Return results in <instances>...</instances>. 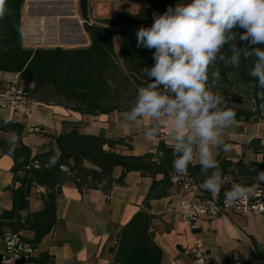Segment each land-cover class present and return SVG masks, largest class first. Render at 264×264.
<instances>
[{
  "label": "trees",
  "instance_id": "trees-1",
  "mask_svg": "<svg viewBox=\"0 0 264 264\" xmlns=\"http://www.w3.org/2000/svg\"><path fill=\"white\" fill-rule=\"evenodd\" d=\"M179 0H146L136 13H118L111 18H100L89 22V0H77L78 14L83 21V30L89 38V44L74 48L37 47L26 48L22 44L21 28L22 8L25 0H6L8 13L0 19V73L17 74L26 86L32 98L44 91L43 103L61 105L80 114L101 115L112 112L123 113L134 101L137 89L144 86L146 77L144 67L154 65L152 51L137 48L135 33L141 26L150 27L153 13L162 14L169 5L175 6ZM188 2V0H184ZM10 13V14H9ZM116 30L118 52L121 62L116 60L113 31ZM242 33L243 29H236ZM237 46L247 42L237 39ZM224 52L228 51L226 45ZM254 58L241 61L238 69L224 67L217 63L223 89L232 93L231 100H225L227 107L235 113L234 122L264 123V88L249 77ZM209 69V84L212 82ZM109 81L115 86H110ZM1 84V81H0ZM214 92V88L212 89ZM0 119V133H9L17 137V143H9L0 136V154L12 158V182L6 190L10 192L12 205L0 213V235L5 231H31L29 241L37 245L57 224L56 202L65 183H73L83 193L88 190H100L109 195L115 185H121L129 172H139L151 178L148 192L143 200L142 209L116 232V245L111 249L115 261L121 264H162L163 251L154 241L150 213L152 200L167 197L178 188L172 183L176 172L172 168V150L160 142L155 151L142 155L117 152L115 147L124 145L130 151L131 145L124 138L110 139L103 135L83 134L73 125L71 129L57 136L54 148L33 153L31 148L21 141L24 125L20 122ZM245 148L260 155V160L242 158L218 159L223 170L224 184L218 192V198H224V192L232 184L251 186L255 183L254 174L264 171V143L260 138H252ZM59 151L61 153L55 165L49 160ZM85 163L90 166H86ZM37 165V166H36ZM115 168L121 173L114 177ZM186 173L196 179L200 192L210 197L201 185L204 176L197 162H193ZM160 175L161 178L156 177ZM38 188L42 207L25 213L29 198ZM51 257L43 254L35 259V264H49ZM244 264L248 262L243 261Z\"/></svg>",
  "mask_w": 264,
  "mask_h": 264
},
{
  "label": "crops",
  "instance_id": "crops-1",
  "mask_svg": "<svg viewBox=\"0 0 264 264\" xmlns=\"http://www.w3.org/2000/svg\"><path fill=\"white\" fill-rule=\"evenodd\" d=\"M29 2L35 3L36 0ZM105 3L90 8L89 20L97 22L100 16H111L109 4ZM74 6L71 15L61 19L73 23L77 32L81 30L84 35L77 0ZM61 25L57 16H23V46L33 48L40 36L46 44L43 47H78L74 45L75 33H64ZM85 37L82 40L88 45L89 39ZM122 114H80L57 104H39L32 107L31 116L26 118L20 112L0 109V119L7 118L24 125L21 141L33 153L54 148V140L49 136L68 131L73 125L83 134H100L110 139L124 138L132 147L129 151L126 146L118 145L115 147L117 152L142 155L155 151L160 142L170 145L167 128H162L159 136L149 139L145 137L144 130L150 126L151 121L142 119L132 123L125 120ZM0 136L9 143H17V137L13 134L0 133ZM255 137L264 143V123L233 122L223 130V139L231 145V150L227 153L215 150L217 160L220 157L260 160V155L245 148V144ZM12 165L11 157L0 154V213L12 205L10 192L6 190L12 182ZM85 165L90 166L87 163ZM120 173L121 169L115 168L113 175L118 177ZM150 181L151 178L139 172H129L123 183L115 185L109 195L100 190L80 193L73 183H65L56 202L57 224L35 246L36 258L48 254L51 257L49 264H121L115 261L111 250L116 245V232L142 209ZM43 192V188H38L29 198L25 213L42 207L39 194ZM182 198L173 189L167 197L150 202V213L154 216L151 230L154 241L163 251L162 264H195L189 250L197 241L208 250L212 264H244L243 261L248 264H264V214L229 212L214 218L198 219L194 227H190L178 216ZM21 233L28 240L33 236L31 231Z\"/></svg>",
  "mask_w": 264,
  "mask_h": 264
},
{
  "label": "clouds",
  "instance_id": "clouds-1",
  "mask_svg": "<svg viewBox=\"0 0 264 264\" xmlns=\"http://www.w3.org/2000/svg\"><path fill=\"white\" fill-rule=\"evenodd\" d=\"M5 4L6 0H0V19L8 13ZM236 29L244 31L238 33ZM19 30L23 34V26ZM135 37L137 48L154 50L155 63L142 68L144 86L137 89L123 118L132 123L151 121L144 130L149 139L167 128L173 170L183 174L195 160L204 176L201 187L210 193L219 192L224 174L215 150H231L223 130L234 122L236 113L212 90L220 79L216 65L238 69L242 59L252 57L248 75L264 88V0H179L162 14L153 13L152 25L139 27ZM237 39L247 43L238 47ZM226 45L228 51L224 52ZM210 68L215 69L211 84ZM109 84L115 87L111 81ZM60 155L57 151L49 165H55ZM250 171L255 173V183L232 184L224 192L226 204L250 198L264 183V171Z\"/></svg>",
  "mask_w": 264,
  "mask_h": 264
},
{
  "label": "built area",
  "instance_id": "built-area-1",
  "mask_svg": "<svg viewBox=\"0 0 264 264\" xmlns=\"http://www.w3.org/2000/svg\"><path fill=\"white\" fill-rule=\"evenodd\" d=\"M0 81V109L20 112L29 118L32 107L39 105V102L32 98L26 90V85L19 80L17 74L0 73ZM171 180L178 188V193L183 196L178 216L190 227H194L198 219L214 218L229 212L264 214V183L255 188L250 198L246 197L235 204H226L225 197L218 198V192L205 197L200 192V185L196 179L186 172L173 174ZM0 239V264H35V245L21 232L5 230ZM189 251L195 264H212L208 250L200 241H197Z\"/></svg>",
  "mask_w": 264,
  "mask_h": 264
},
{
  "label": "rangeland",
  "instance_id": "rangeland-1",
  "mask_svg": "<svg viewBox=\"0 0 264 264\" xmlns=\"http://www.w3.org/2000/svg\"><path fill=\"white\" fill-rule=\"evenodd\" d=\"M30 0H25L24 6L22 8V17H27L28 15H44L47 17H55L57 16L58 19L60 18L61 27L65 32H74L75 33V39H74V45L76 46H85L87 45L82 38H88L86 34L83 35L82 31L77 32V27L73 24L68 22L67 20L61 19L64 16L71 15V13L74 11V2L75 0H69L63 2L58 0H36L35 3H30ZM90 2V8H94L96 4H106L105 2H108V7H110V13L111 16H100L101 18H111L116 15V13H129L134 14L136 13L141 7H143L146 3V0H89ZM78 7V6H77ZM21 17V21H22ZM90 23H92L91 20H89ZM81 24H83V21L81 20ZM113 31V41H114V49H115V57L116 60L121 62V56L118 52V39L116 35V30L112 29ZM89 39V38H88ZM40 36L37 37V40L35 44H33V48L40 47V46H46V44L43 41ZM26 86L32 87V84L30 83H23ZM215 92H218L222 95L224 100H231L232 99V93L228 92L227 90L223 89V85L221 83H218L214 87ZM46 93L44 91H40L38 94L33 96V99L38 101L39 104H45L43 103L44 96Z\"/></svg>",
  "mask_w": 264,
  "mask_h": 264
}]
</instances>
